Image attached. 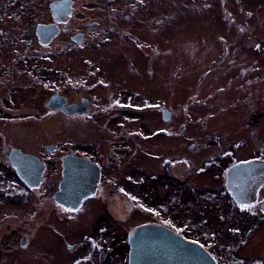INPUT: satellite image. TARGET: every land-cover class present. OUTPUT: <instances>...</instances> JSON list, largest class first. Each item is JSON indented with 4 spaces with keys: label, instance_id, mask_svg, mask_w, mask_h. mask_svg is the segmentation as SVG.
Returning a JSON list of instances; mask_svg holds the SVG:
<instances>
[{
    "label": "flooded vegetation",
    "instance_id": "obj_1",
    "mask_svg": "<svg viewBox=\"0 0 264 264\" xmlns=\"http://www.w3.org/2000/svg\"><path fill=\"white\" fill-rule=\"evenodd\" d=\"M37 2H43L48 7L45 14L37 15V10L34 12L33 7ZM147 2L0 0V264H20L26 252L27 258L39 251L47 257L49 254L46 253L54 249L51 245L56 240L51 235H57V226L66 228L68 224L64 222L73 221L72 218L80 213L88 219L96 217L90 228L95 236L98 234L101 238L93 244L97 253L92 260L94 264H129V233L145 224L162 225L186 241L201 245L217 264H264L263 255L242 251L247 239L237 238L235 243L224 245L221 240H212L202 234L209 241V244H205L201 240L187 239L164 223L136 221L134 218L138 207L133 197L136 198L137 191L144 193L140 188L142 178H181L179 167H182L185 154L182 150L176 157L161 164L160 168L153 169L151 165L154 160L149 150L151 147L143 154L139 141L166 132L173 139L183 138L190 124V118L187 117L181 123L179 132H170L172 129L168 126L159 127L155 131L150 122L143 124L142 115H137V110L160 109L164 124L173 123L176 118L174 109L162 107L170 97L173 99V92L169 94L166 89L164 93V86L159 85L157 80L161 95L155 96L162 98V102L159 108L149 104L154 96L151 90L146 89V80L151 79L153 61L163 63L166 69L168 60L172 58L178 60V67H183L184 63L179 59L184 56L192 69L203 67L206 69L204 71L210 73L214 67H220L217 63L228 61V49L224 53L209 51L207 48L196 47V40L182 43L180 39L179 43H174L172 38L166 36V32L158 36L149 31L152 26L146 25L147 16L141 13ZM216 3V0H164L163 24L169 21L175 22V25L190 20L206 21L216 13ZM257 16L262 17L264 13H258ZM40 25L47 28L39 31ZM143 28L149 33L144 32ZM117 44L121 45L120 49L126 50L125 53L110 46ZM255 49L262 55L261 60L256 59L255 67L262 75L260 78L246 76L245 81L249 83L250 80L256 88L262 89L263 41ZM126 52L129 56L123 59L127 63L115 65L114 55L117 60ZM137 58L142 62L139 67L135 65ZM205 82V88H209L211 81ZM183 84V80L180 81L174 92L177 89L178 93L182 91ZM254 87L252 92L255 91ZM199 90L200 86L195 94H199ZM210 92L207 89L204 100L210 96ZM138 100L143 103L140 107L136 105ZM195 102L198 104L202 101L196 99ZM224 113L228 120V110ZM255 114L260 116L259 122L254 124L248 120L250 126L264 121V109L255 110L251 116ZM212 116L208 114L200 117L198 124L207 125ZM221 137L217 132L210 134L207 146L220 147ZM197 150H200L199 146ZM232 150L237 151L235 144L201 158L199 173L205 174L204 178H213L209 184L212 193L223 189L234 207L259 204L258 209L264 214V200L259 202L258 194L255 193L254 201L241 202L233 191V187L237 186L234 180L248 183L245 177L251 172H242L239 178L229 175L232 168L240 164L253 165L258 168L257 171H264V131L257 148L245 156L237 154L236 161L228 166ZM77 159H86L97 165L100 182L97 192L84 199L75 210L57 202L55 193L64 179L65 162L71 166ZM141 160H147L149 167L145 169L142 163L138 168ZM175 165L178 167L176 171ZM216 166L220 167L219 171ZM220 170V176H217ZM253 173L252 178H249L251 183L256 182ZM24 178L42 179L38 184H30ZM215 178L223 180L219 182ZM212 183L216 186L213 187ZM95 203L97 206L92 208ZM101 203L105 207H101ZM42 209L48 212L44 222L40 220ZM56 215L59 221L55 223L51 219L56 220ZM259 224H251L246 230L245 226L244 229L228 225L225 227L235 235L248 232L252 235ZM45 226L48 233L45 235L47 240L44 248L40 245L38 233ZM65 235L63 233L61 236ZM66 247L69 253L77 248L75 244H67ZM222 254L225 257L224 263L220 258ZM66 259L62 264L71 262ZM77 259L79 261L74 260L77 264H83L81 259H85L84 264L91 262L80 255Z\"/></svg>",
    "mask_w": 264,
    "mask_h": 264
},
{
    "label": "rangeland",
    "instance_id": "obj_2",
    "mask_svg": "<svg viewBox=\"0 0 264 264\" xmlns=\"http://www.w3.org/2000/svg\"><path fill=\"white\" fill-rule=\"evenodd\" d=\"M148 1L151 4L147 2L141 13L147 16L146 25L152 26L149 31L158 36L160 33L166 32V36L172 38L174 43H179L180 39L182 43L187 40H196V47L207 48L209 51L211 49L224 53L228 49V61L217 63L220 64V67L219 65L214 67L213 70L211 69V73L208 70L204 71L206 69L202 66V68L195 67V69H192L189 60L184 56H180L179 59L184 63L183 67H178V60H172V58L168 60L166 69H164L163 63L160 64L159 61H153L151 79L149 81L146 80V89L151 90L154 96L149 104L154 108L160 107L162 98H156L155 95H161L158 84L164 86V93L166 89H168L169 94L173 92V99L170 97L168 102L162 104V107L166 106L174 109L176 118L173 123L164 124L160 117V109L137 110V115H142L143 124L150 122L152 129L155 131L159 130V127L168 126V128L172 129L170 132H179L181 123L187 117L190 118V124L187 125L183 138L173 139L170 133L166 132L153 135L150 139L139 141L143 154L151 147L149 150H151V157L154 160L151 165L153 169L154 167L160 168L161 164L176 157L177 153L180 154L182 150H184L185 154L182 160V167H179L182 179L142 178L140 188L144 193L141 194L137 191L135 200L138 208L134 218L136 221L149 220V222L164 223L173 227L174 230L187 239L201 240L205 244H209L205 237L212 240H221L224 245L230 242L235 243L237 238H244L247 239L246 246L242 250L244 253L264 256V214L261 209H258L259 204L247 207L241 206V208L234 207L223 189L212 193L209 184L213 178H204L206 175L201 174L202 172L199 173L200 159L216 154L221 148L235 144L237 151L232 150L230 152L229 158L232 159L228 160L229 166L236 161L237 154L241 156L248 155L259 145V138L264 131V121L256 126H250L247 121L249 120L254 124L257 121L259 122L260 116L258 114L253 117L251 115L255 110L264 109V83L262 89L256 88L252 81L249 80V83H247L245 77L258 76L260 78L262 75V72L255 69L257 67L256 59H262V55L259 54L261 52L255 48L262 41L264 43V16H257L258 13H264V0H224L222 2L221 0H216V13L214 12L206 21L200 22V20L196 22L195 20H190L189 22H179V25H175V22L170 23V21L163 24L164 9L162 11V5L164 0ZM42 3L38 4L37 2V5L33 7L35 9L34 12L37 10V15L45 14L48 8ZM172 24L174 25L172 26ZM143 30L149 33L147 29L143 28ZM110 46L115 50H120L122 53L126 51L125 49H120L121 45L119 44ZM246 47L248 48L247 50ZM246 51H248V54ZM262 53L264 52L262 51ZM114 56L115 61L113 63L118 65L127 63L123 58L129 55L126 52L117 60L116 55ZM171 61H175V63ZM140 62L138 58L135 59L137 67H139ZM226 68H228V71H226ZM159 73H162V75ZM182 80L184 83L182 85L183 90H179L178 93L177 89L174 92L175 87ZM207 80L211 81L209 88H205L207 83L205 81ZM135 85L139 86L137 80H135ZM198 86H200L201 90H199V94H195ZM253 87L254 92H252ZM207 89L211 91L210 96L204 100L203 97L207 96ZM227 92L228 100L226 99ZM211 93L213 96H211ZM196 99L202 102L197 104L195 102ZM141 104L143 103L139 100L136 101L137 107H140ZM227 110L228 120H226L224 113ZM208 114L214 115L210 117L211 119L209 118L210 120L208 119L209 123L204 126L199 125L200 117H206ZM215 132L222 135V145L211 148L207 146L206 141L210 134ZM198 146L200 150H197ZM142 163H144L145 169L149 167L147 160H141L138 162V168H140L139 164ZM174 167L176 171L177 165ZM215 168L219 171L220 167L216 166ZM242 169H247L243 172H254L253 175L255 176L253 177L256 182L251 183L249 179L252 178L251 173L246 174L248 176L245 177L248 178V183L240 181V179L237 182L234 180L237 186L236 188L233 187V191L237 199L241 202H251L255 200L256 193L259 196V202H261L264 200V184H261L264 182V171H257L258 168L253 165L249 167L241 165L239 168H232L229 175L239 178L242 175L240 173ZM256 171L259 173H255ZM220 173L221 170L217 173V176H220ZM215 179L219 182L223 180V178ZM212 185L213 187L216 186L214 183ZM257 186L259 187L257 188ZM234 198L238 202L235 196ZM95 206H97V203L92 208H95ZM100 206L105 207V204L101 203ZM147 206L150 208H146ZM145 209L152 210L149 211V217L148 211ZM241 209H244V211ZM96 212L98 213V211ZM47 214L48 212L42 209L41 222H44V217ZM80 214L76 218H72L73 221L64 222L70 226L66 225V228H58L57 226V229H59L56 231L57 235L55 237L51 235L56 240L54 245H51L54 249L52 252L46 253L49 254L47 257H44L43 252L39 251L37 253L34 252L33 257L27 258L26 252L23 262L20 264H49L46 260H49L52 264H62L64 258H67V261H71L68 264H77L74 260L79 261L77 259L78 255L91 260L87 264H94L92 260L95 259L97 253L93 244L98 243L97 239L101 238L98 234L95 236L90 228V224L96 217L88 219L83 214ZM55 217L56 220H51L56 223L59 220H57V215ZM133 222L135 223V221ZM255 223L261 224L256 227L252 235L250 232L235 235V233L229 232L228 228L225 227L228 225V227L234 226L244 229L245 226L246 230L249 225ZM187 225L189 228H187ZM45 227H42L38 233V237L41 240L40 245L44 246V248L45 235L48 233L47 227ZM124 232L121 231V233ZM51 233L53 232L51 231ZM63 233L66 235L62 237ZM58 239L60 240L58 241ZM67 244H75L76 250L72 253L67 252ZM67 255L73 257L69 259ZM220 258L224 263L225 257L223 254ZM81 260H83L82 263L84 264L85 259Z\"/></svg>",
    "mask_w": 264,
    "mask_h": 264
},
{
    "label": "water",
    "instance_id": "obj_3",
    "mask_svg": "<svg viewBox=\"0 0 264 264\" xmlns=\"http://www.w3.org/2000/svg\"><path fill=\"white\" fill-rule=\"evenodd\" d=\"M46 28L40 25L38 30ZM241 165L249 167L240 164L233 168H239ZM245 170L247 169H242L240 173ZM42 171L43 167L40 173ZM63 174L64 179L55 193V200L67 208L78 209L84 199L94 195L99 188V168L86 159H77L71 166L65 162ZM24 179L30 184H38L42 178ZM129 243V264H217L201 245L188 242L159 224H145L135 228L129 233Z\"/></svg>",
    "mask_w": 264,
    "mask_h": 264
},
{
    "label": "snow or ice",
    "instance_id": "obj_4",
    "mask_svg": "<svg viewBox=\"0 0 264 264\" xmlns=\"http://www.w3.org/2000/svg\"><path fill=\"white\" fill-rule=\"evenodd\" d=\"M133 199H135L134 197H133ZM141 207H143V205H141ZM145 210H147V211H152L151 209H145ZM167 223V222H166Z\"/></svg>",
    "mask_w": 264,
    "mask_h": 264
}]
</instances>
